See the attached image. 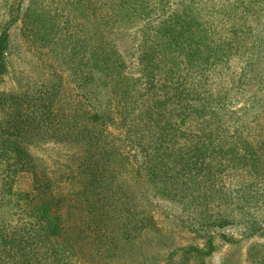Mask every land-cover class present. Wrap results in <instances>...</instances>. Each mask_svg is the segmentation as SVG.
Wrapping results in <instances>:
<instances>
[{"label": "rangeland", "instance_id": "obj_1", "mask_svg": "<svg viewBox=\"0 0 264 264\" xmlns=\"http://www.w3.org/2000/svg\"><path fill=\"white\" fill-rule=\"evenodd\" d=\"M0 38V122L11 95L37 117L51 93L53 111L78 105L99 148L121 154L132 209L154 217L158 258L183 247L176 264H264V0H0ZM63 132L28 147L52 170L76 149ZM30 190L17 174L13 195ZM124 244L120 264L147 251Z\"/></svg>", "mask_w": 264, "mask_h": 264}, {"label": "trees", "instance_id": "obj_2", "mask_svg": "<svg viewBox=\"0 0 264 264\" xmlns=\"http://www.w3.org/2000/svg\"><path fill=\"white\" fill-rule=\"evenodd\" d=\"M2 42L0 38V61L5 48ZM54 97L52 93L49 96L51 105ZM6 98L13 100L14 113L0 122V133L12 138L0 135V264H120L125 241L135 250H147L131 253V264L143 257L155 259L149 264H176L178 257L192 254V249L181 247L158 258L155 251L162 248L163 241L157 238L160 232L149 231L156 227L154 217L141 218L132 209L133 197L116 182L113 172L115 157L121 154L99 148L97 137L78 119V105L63 115L60 109L51 110V105L44 107L46 99L41 97L37 107L44 108L37 117L31 115L37 111L31 107L22 113L23 97L11 95L4 101ZM60 128L64 132L58 138L76 146L69 152L67 165L58 168L61 171L48 168L28 148L41 140L37 136L43 129L46 140L54 138ZM21 173L30 178L31 190L15 197L12 185ZM68 186L74 188L70 195L62 192ZM3 212H18L20 222L11 227L13 221L7 223ZM69 216L74 218L66 222ZM89 241L91 254L86 255L84 248ZM102 259L107 260L103 263Z\"/></svg>", "mask_w": 264, "mask_h": 264}]
</instances>
